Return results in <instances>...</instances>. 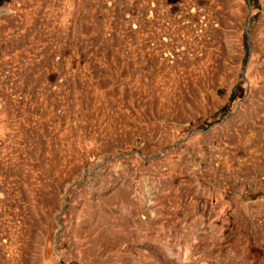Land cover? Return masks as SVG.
Returning a JSON list of instances; mask_svg holds the SVG:
<instances>
[{"label":"rangeland","instance_id":"374dc122","mask_svg":"<svg viewBox=\"0 0 264 264\" xmlns=\"http://www.w3.org/2000/svg\"><path fill=\"white\" fill-rule=\"evenodd\" d=\"M0 264H264V0L0 4Z\"/></svg>","mask_w":264,"mask_h":264},{"label":"water","instance_id":"95a60500","mask_svg":"<svg viewBox=\"0 0 264 264\" xmlns=\"http://www.w3.org/2000/svg\"><path fill=\"white\" fill-rule=\"evenodd\" d=\"M5 0H0V4H2Z\"/></svg>","mask_w":264,"mask_h":264}]
</instances>
